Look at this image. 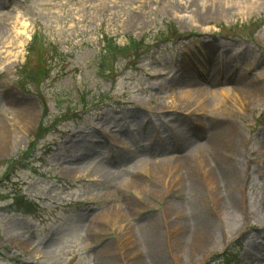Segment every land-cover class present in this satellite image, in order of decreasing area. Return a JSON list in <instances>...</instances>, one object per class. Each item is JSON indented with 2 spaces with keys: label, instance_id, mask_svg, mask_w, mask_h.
Wrapping results in <instances>:
<instances>
[{
  "label": "rangeland",
  "instance_id": "obj_1",
  "mask_svg": "<svg viewBox=\"0 0 264 264\" xmlns=\"http://www.w3.org/2000/svg\"><path fill=\"white\" fill-rule=\"evenodd\" d=\"M37 28L42 49L29 50ZM4 31L0 264H134L140 256L145 264H264V92L244 104L241 91L230 89L237 77L264 86V0H0V37ZM105 34L119 45L147 39L153 46L135 63L113 56L109 64L117 70L108 74L100 67ZM185 72L192 85L176 86ZM216 77L214 87L232 98L218 120L243 133L236 202L224 199L232 185L219 166L239 153L204 154L192 169L186 158L191 146L203 145L208 119L217 114L178 107L185 101L181 91L202 90ZM25 101L35 109L29 125ZM62 115L70 119L43 136ZM84 149L90 154L80 167L70 166ZM148 154L180 160L158 176L142 168L137 188L123 183L129 159ZM72 168L77 176L68 173ZM107 190L118 197L114 202ZM19 192L33 205L21 209L14 200ZM130 200L139 209L100 220L106 207ZM199 216L214 222L213 232L200 233ZM92 219L99 229H89ZM147 223L159 229L162 253L148 244Z\"/></svg>",
  "mask_w": 264,
  "mask_h": 264
},
{
  "label": "bare ground",
  "instance_id": "obj_2",
  "mask_svg": "<svg viewBox=\"0 0 264 264\" xmlns=\"http://www.w3.org/2000/svg\"><path fill=\"white\" fill-rule=\"evenodd\" d=\"M205 1V0H204ZM247 2V0H245ZM6 32V33H4ZM0 37V42L2 37L4 38V36L7 34V31H4ZM7 41H9L10 43L12 42L11 40H9V38L7 39ZM5 42V43H9V42ZM22 41H18V45H23ZM202 46V45H200ZM188 50V49H187ZM196 53H199L198 50H196ZM195 53V54H196ZM197 55V54H196ZM195 55V56H196ZM194 56V55H193ZM194 56V57H195ZM196 58V57H195ZM197 59V58H196ZM191 58L188 56L187 58V62L191 64ZM202 69V68H201ZM185 77L182 78V80H178L175 82L176 86H179L180 84L184 85L186 83H188L187 85H192V81H194V77L193 76H189L186 72L184 73ZM224 74V73H223ZM232 75L229 73L227 75V72L223 75V80L224 81H229L231 79ZM222 79V78H221ZM235 84L230 88L231 90L237 89L241 91V94L243 95V99H242V103H246V100L254 98L256 96H260L263 92H264V86L261 85H255L254 82H245V80L242 77H237L234 80ZM206 82L208 83L207 85H205L204 89L202 90H188V91H181V97L183 99H185V101L181 102L178 107L181 105L183 107H185L186 109H190V107H193L195 105H197V109L195 108L194 112L199 111V110H205L208 108H212V110L210 111L208 109V111L210 112H228L231 110V107L229 105H227L225 102L227 96L230 97L228 95V93H225L224 89H216L214 86L216 85L215 83L218 84V78H211L210 80L207 79ZM190 83V84H189ZM229 91V90H228ZM235 91V90H234ZM232 93V92H231ZM236 93V92H235ZM230 100H232V98H229ZM21 106V105H20ZM34 105L31 102H27L25 101L23 104V108L21 109L23 110V122L26 125H29V123H31V114L35 111V109L33 108ZM177 107V106H176ZM184 108V109H185ZM218 115H212L214 118L211 119V117H209L208 119V123L207 125H209L210 127V131H209V136L205 139V141L203 142V145L201 146L198 144H195L193 147L191 146L188 150V152L186 153V158H189L188 163L194 164L195 166V159L196 158H203V159H207L208 156H218V153L220 154L221 152H223V150L227 151H233L234 153H239L240 156L238 158H234V160H227L219 166V171L222 172V174L224 175V179L226 181V184L229 183V185H232L231 187V192H229L227 194V196L224 198L228 201H230L231 199H233L232 201L236 202L237 196H236V187H237V181L239 179V173H240V167L244 161L243 159V154H241L240 148H241V143L243 140V133L240 132L239 127L235 126L233 123L230 122H221L218 120ZM177 120H181L182 123L181 124H188L191 122V120H188L186 118H181V117H176ZM197 119V121L199 123H201L203 126L205 123V118ZM189 122V123H188ZM145 128L144 127H140V130L138 133L142 134L144 133ZM3 137L4 140H9L8 139V135H7V131L3 132ZM10 141L13 139H18L17 135H14V138L11 139V136H9ZM75 140H73L74 142ZM183 141H186V139H183ZM9 141H7L8 143ZM72 146V144H71ZM117 146V145H115ZM183 146V145H182ZM73 147V146H72ZM90 149V147H88ZM89 151L88 149H84L82 152H79L77 157L75 159H72L70 161V166H75V167H80L79 165H81L80 163L77 162H81V160H85L86 157L89 156ZM205 154V155H204ZM221 155V154H220ZM222 156V155H221ZM191 157H195L194 160L191 159ZM177 160L179 161L180 158H167V159H162L160 161H157L156 157L153 156L152 154H148L147 156H136L133 157L132 159H129V166H130V177H127L125 179V182L123 183H129V185H133L134 188H137L142 180V168L145 169V172H150L153 173L155 176L157 175H161V171H164L165 168H168V165H171L173 162H177ZM75 164V165H74ZM264 167V163L261 165ZM196 168V166H195ZM207 168V167H206ZM205 168V169H206ZM192 169V165L191 168ZM99 169H97L98 171ZM218 170V169H217ZM104 171V170H103ZM102 170H99L98 172L101 174L99 176L101 177H107L105 172H103ZM214 172H216V169L214 170ZM212 170L210 171V174H212L213 172ZM80 170L78 169H74L72 168V170H69L68 173H73L72 175L77 176L76 174L79 173ZM97 172V173H98ZM104 173V174H103ZM96 174V173H95ZM103 174V175H102ZM97 175V174H96ZM214 176V175H213ZM212 176V177H213ZM109 179V178H108ZM192 185V184H191ZM120 186H123V184H121ZM121 190V188H120ZM108 193V197H110L112 199V201L114 202V198H118L116 197L114 194L111 193V191L107 190ZM117 201V199H116ZM115 205L117 206L115 208ZM115 205H109L108 207L105 208L104 213L102 215H99L100 220H104V221H108L110 220V217L112 218V215L115 216V218L113 219H119V218H124V216H127L128 213L132 210H137L139 209V206L137 205V203L133 200H130L129 202H126L125 206L121 205V203H116ZM124 215V216H123ZM202 217V216H201ZM200 216L198 217V221L199 223L197 224V229H202L200 233H209V232H213L215 229V225L213 221H207L204 220V218H201ZM97 222L99 223V219L97 220ZM151 222V221H150ZM144 227L145 233H146V238H147V242L148 244L151 245V247L153 248V250L157 249V245L158 243L160 244V238H159V229L157 227H154L153 225L150 226V224L145 225L142 224ZM100 225L97 224L93 219L90 221L89 223V229L92 230H96L99 229ZM197 229L195 232V239L194 240H199V237H197ZM156 253H162L160 251V249L156 250ZM48 255V252L44 251L43 257ZM107 256V251L106 249H104V251H100V257L103 258ZM160 259L163 260L165 259L163 256L159 255V259L157 260L158 263L160 261ZM134 264H145L143 262V260L140 258H137ZM160 264V263H159Z\"/></svg>",
  "mask_w": 264,
  "mask_h": 264
},
{
  "label": "trees",
  "instance_id": "obj_3",
  "mask_svg": "<svg viewBox=\"0 0 264 264\" xmlns=\"http://www.w3.org/2000/svg\"><path fill=\"white\" fill-rule=\"evenodd\" d=\"M105 42H106L107 47H106V52L102 57V63H103V67H104V64L106 63L105 65H108L107 66L108 68L111 67V64H108V62L111 60L114 53H117V52L125 53L126 51L130 49V47H132V45H125V46L117 45L115 41L113 40L112 41L105 40Z\"/></svg>",
  "mask_w": 264,
  "mask_h": 264
}]
</instances>
